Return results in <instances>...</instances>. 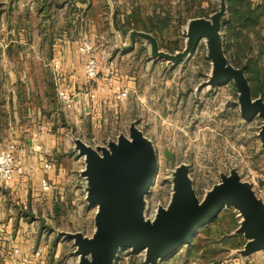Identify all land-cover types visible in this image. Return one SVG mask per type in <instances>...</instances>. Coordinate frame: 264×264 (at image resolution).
Returning a JSON list of instances; mask_svg holds the SVG:
<instances>
[{
  "label": "rangeland",
  "instance_id": "rangeland-1",
  "mask_svg": "<svg viewBox=\"0 0 264 264\" xmlns=\"http://www.w3.org/2000/svg\"><path fill=\"white\" fill-rule=\"evenodd\" d=\"M12 1L0 0V76L17 71L22 80L18 82L16 90L18 88L21 96L29 86L38 93L37 99L27 100L24 97L25 107L28 103L31 107L54 105L59 109L58 123L53 131L59 138L61 153L69 156L68 161H64L69 172L67 187L63 191L55 189L51 192L59 201L51 200L53 196L49 194L38 201H19L21 215L29 224L34 223L36 230L45 233L46 242L51 239L49 264H77L78 261L74 254V243L59 237V232H83L91 236L94 231L97 208L90 207L85 201V180L81 177L84 159L75 152L73 137L81 138L90 145H106L110 139H117L120 133H127L133 122L138 123L158 153L157 181L147 197L148 215L159 204L169 203L173 190L172 172L181 164L190 166L194 188L201 199L221 181V175L229 174L232 169L238 171L243 181L256 187L264 185V148L259 137L264 119L257 117L251 122L243 119L238 104L239 93L233 82L217 89L206 87L198 90L199 85L208 80L212 70L205 40L192 57L179 65L153 59L149 47L138 40L139 54L135 61L138 68L144 71V77L140 76L138 84L147 94L145 103L141 102L142 96L140 99L128 97L125 104L119 105L107 98L99 106L89 105V111L78 112L74 107L67 109L60 103L57 79L45 64L36 59L48 55L47 48L41 47L48 36L47 26H39L40 19L30 14L29 0H21L14 9L11 8ZM133 1V8L140 6L144 16L156 10L161 12V7L166 12L172 10L174 16L164 32L162 42L159 41L160 47L164 51L172 50L171 53L185 47L183 30L188 23L182 24L185 18L179 15V10L184 9L183 0ZM205 2V6H211L212 11L219 9L220 0ZM126 21L127 17L121 19L119 24ZM111 27L96 26V34L92 30L93 26H78L76 30L70 31L79 43L86 39L93 43L94 48L96 43L108 54L106 60L99 59L100 76L103 70L107 73L109 69L110 72L119 69L109 66L115 50L113 45L117 41ZM119 32L122 38H127L128 33ZM157 61L161 62V66L156 71L152 67L147 71L149 65ZM152 75L158 78L153 80ZM102 78L92 86L100 84ZM105 78L112 87L111 75ZM60 79L59 83L66 85L63 73ZM116 81L121 83V89H128L124 80ZM3 82L9 93V79L6 77ZM56 207L60 208L59 211ZM221 213L220 221L209 232L200 235L198 244L201 248L198 252L189 255L184 247L159 264H223L240 256L238 250L244 248L246 239L233 237L237 235L235 231L241 221L239 213L234 209H225ZM138 258L131 257L128 264H140Z\"/></svg>",
  "mask_w": 264,
  "mask_h": 264
},
{
  "label": "water",
  "instance_id": "water-1",
  "mask_svg": "<svg viewBox=\"0 0 264 264\" xmlns=\"http://www.w3.org/2000/svg\"><path fill=\"white\" fill-rule=\"evenodd\" d=\"M228 16V0H220L219 9L209 17L189 20L183 30L185 47L176 53L162 50L151 33L131 30L123 42L115 26L112 29L121 50L133 51L141 40L153 59L171 65L192 57L205 40L212 70L198 90L217 89L233 82L243 119H264V100L254 98L244 69L231 64L225 53L223 28ZM259 137L264 148V122ZM73 142L75 152L84 159L81 177L85 180V201L97 208L91 236L59 232V237L74 243L77 264H115L119 253L127 250L144 252L146 264H159L190 245L225 209H234L241 218L235 234L243 235L246 243L238 250L239 255L248 258L264 253V201L236 169L221 175V181L201 199L194 188L190 166L179 165L172 172L169 203L159 204L151 219L147 216V197L157 174L158 153L136 121L127 133H120L106 145H90L78 137H73ZM166 154L170 156L169 152Z\"/></svg>",
  "mask_w": 264,
  "mask_h": 264
},
{
  "label": "crops",
  "instance_id": "crops-1",
  "mask_svg": "<svg viewBox=\"0 0 264 264\" xmlns=\"http://www.w3.org/2000/svg\"><path fill=\"white\" fill-rule=\"evenodd\" d=\"M29 1L30 14L40 19L39 26H47V31H49L46 41L41 46L47 48L48 55L46 57L38 56L36 59H39L50 70V64L54 60L60 61L63 76L67 80V88L75 99L74 108L76 111H89L91 105L95 107L98 104L99 106L107 98L110 102L113 101L118 105L125 104L128 99L119 102L115 98L117 93L124 90L121 89V83L116 81L120 79L127 83L130 98L136 96L140 99L142 96L141 102L145 103L148 98L147 94L138 84L140 76L144 77V71L138 68L135 61L139 54L137 52L138 43L135 50L123 51L118 46V40L116 41V44L113 45L115 50L109 66L111 68L116 66L119 69L112 72L109 69L107 73L103 70L100 77L104 78L99 82L107 84L105 76L110 74L113 85L111 87L107 84L108 91L100 93L98 98L93 100L90 97V89L95 87H89L85 82V58L79 51L81 42L76 41L70 32L76 30L78 26H93L92 30L96 34V26H116L121 19L128 18L133 11V0ZM20 2L21 0H13L11 8L18 7ZM5 3L2 2V4ZM24 5L27 6L26 3ZM113 34L117 39L114 30ZM122 41L126 42V39L122 38ZM94 45L97 58L106 60L109 56L105 50L100 49L101 47L96 43ZM158 66H161V62H152L147 71L150 70V67L156 71ZM114 72L116 73L114 74ZM2 75L4 76H0L2 80L0 82V150L8 144H15L17 146L16 157L25 166L28 176L23 180L16 178L12 186L9 187L0 182V229L3 230V235L0 237V264H21V260L24 258L29 260V264H49L51 239L45 241V233L36 230L34 223L29 224V221L21 215L19 205L24 199L28 202L38 201L47 194L52 195L53 197L50 199H55L57 202L59 198L51 192L55 189L63 191L67 187L69 172L67 166H64V161L65 159L68 161L69 156L67 153H61L59 138L53 131L58 123L59 109L54 105L31 107L28 103L25 107L24 97L27 100L37 99L38 93L34 92L32 86H29L25 88L22 92L23 96H21L18 88L16 90L18 82L22 80L19 72L11 71ZM6 77L10 81L9 93L6 92L3 82ZM151 78L154 80L158 77L152 75ZM58 154L61 156L59 157ZM46 162L52 164L51 169L45 168ZM44 179L52 184L51 192H43L41 182ZM36 196H40V198H35ZM25 207L27 206L25 205ZM16 248L20 249L18 255L14 254ZM37 250H41L42 254L37 255ZM259 253L262 255L258 256L255 253L248 258L240 255L223 264H264V253Z\"/></svg>",
  "mask_w": 264,
  "mask_h": 264
},
{
  "label": "trees",
  "instance_id": "trees-1",
  "mask_svg": "<svg viewBox=\"0 0 264 264\" xmlns=\"http://www.w3.org/2000/svg\"><path fill=\"white\" fill-rule=\"evenodd\" d=\"M205 1L183 0L184 9L179 10L180 17L185 18L182 24L191 19L209 17L211 12H216L212 11L211 6H205ZM228 8L229 16L224 21L223 28L225 53L231 64L244 69L254 98L261 97L264 100V0L260 3H255L254 0H228ZM165 12L161 7V12L156 10L153 14L144 16L142 8L138 6L133 9L124 24H116V29L126 34L131 30L145 31L162 42L164 32L174 16L172 10ZM59 209L56 207L57 211ZM221 215L222 213L210 225L204 227L193 242L186 246V253L192 255L200 250V235L209 232L212 226L220 221Z\"/></svg>",
  "mask_w": 264,
  "mask_h": 264
},
{
  "label": "built area",
  "instance_id": "built-area-1",
  "mask_svg": "<svg viewBox=\"0 0 264 264\" xmlns=\"http://www.w3.org/2000/svg\"><path fill=\"white\" fill-rule=\"evenodd\" d=\"M254 2L260 3L262 2V0H254ZM79 51L85 58V70H84L85 82L87 86L91 87L100 78L99 59L97 58V53L95 51L93 44H91L86 39H84L81 42ZM50 67L53 75L55 76V79H57L58 81L57 94L60 103L65 108L72 109L75 105L74 96L69 92L67 85L63 83H59V80H61L60 78L62 76V66L60 61L54 60L50 64ZM107 91L108 88L106 87V85L97 84V86L94 89H90V97L93 100L97 99L100 93ZM128 97H129L128 89L122 90L121 92L117 93L115 96L117 101H123ZM16 152H17V146L15 144H8L6 147L0 150V182L6 187L12 186L16 178H20L23 180L26 179V177L28 176L25 166H23V164L16 157ZM44 166L46 169L52 168V164L50 162H46ZM156 181H157V174L154 177L153 185L156 183ZM41 188L44 192H51L53 187L48 180L44 179L41 182ZM253 188L255 189L257 196L264 201V185H262L261 187H256L254 184ZM156 210L153 211L150 215L147 214V216L152 219L155 215ZM2 235H3V230L0 229V237H2ZM14 254L16 255L20 254V249L16 248L14 250ZM36 254L41 255L42 251L37 250ZM133 256L139 257L137 260H139L140 264H146L144 261L145 259L144 252L132 253L130 250L121 251L118 257L115 259V264H128L130 258ZM21 264H29V260L27 258H24L21 260ZM190 264H199V263L192 262Z\"/></svg>",
  "mask_w": 264,
  "mask_h": 264
}]
</instances>
